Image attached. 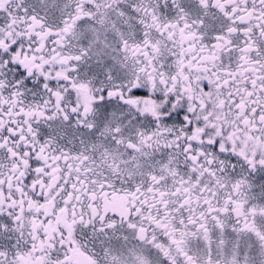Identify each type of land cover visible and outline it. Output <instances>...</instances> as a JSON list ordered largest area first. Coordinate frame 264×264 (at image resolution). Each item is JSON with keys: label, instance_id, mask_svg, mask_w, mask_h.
Masks as SVG:
<instances>
[{"label": "snow or ice", "instance_id": "6c2138e0", "mask_svg": "<svg viewBox=\"0 0 264 264\" xmlns=\"http://www.w3.org/2000/svg\"><path fill=\"white\" fill-rule=\"evenodd\" d=\"M0 264H264V0H0Z\"/></svg>", "mask_w": 264, "mask_h": 264}]
</instances>
